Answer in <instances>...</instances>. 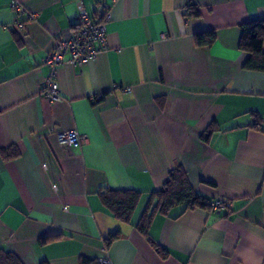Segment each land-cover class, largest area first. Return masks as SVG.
<instances>
[{"label":"crops","instance_id":"0c3cea01","mask_svg":"<svg viewBox=\"0 0 264 264\" xmlns=\"http://www.w3.org/2000/svg\"><path fill=\"white\" fill-rule=\"evenodd\" d=\"M103 1L0 0V150L21 151L0 156V247L25 264H264V73L245 69L239 49L240 25L264 18V0ZM81 4L94 18L109 12L107 43L53 76L44 58L78 25ZM209 29L217 40L198 46ZM50 78L63 101L44 98ZM71 129L87 141L62 143ZM179 165L200 194L229 205L156 212L150 238L169 249L163 258L135 225ZM101 186L142 192L131 223L102 205ZM116 231L125 236L105 252Z\"/></svg>","mask_w":264,"mask_h":264},{"label":"trees","instance_id":"16d2710c","mask_svg":"<svg viewBox=\"0 0 264 264\" xmlns=\"http://www.w3.org/2000/svg\"><path fill=\"white\" fill-rule=\"evenodd\" d=\"M187 15L199 17L201 13L195 5L190 4L188 6ZM240 29L239 49L248 54V58L243 67L250 71L264 73V18L244 22L240 25ZM216 40L217 32L213 29L200 31L195 34V42L198 46H211ZM254 115V126L260 127L263 123L262 117L257 113H254ZM212 132L213 128L211 125L202 133L201 138L208 142ZM20 155V148L16 144L0 150V156L4 160L13 159ZM98 195L102 205L112 213L115 218L125 223H131L133 215L141 200L142 192L136 189H115L110 186H101ZM214 200L216 199H211L200 194L193 187L187 170L181 165L176 166L170 170L163 185L159 189L151 192L149 201L135 225L136 229L143 236L149 238L150 243L161 257L167 258L170 255L169 249L150 238V227L154 214L156 212L169 214L170 211L177 206H183L184 209L202 208L211 210V203ZM222 201L228 202L225 200ZM124 236L125 234L121 231L111 233L104 239L106 250H108L114 241ZM56 238L57 237L53 236L42 237L40 242L44 244ZM0 264L25 263L12 250L0 247ZM41 264H47V262L43 261ZM81 264L101 263L97 260L82 257Z\"/></svg>","mask_w":264,"mask_h":264},{"label":"built area","instance_id":"2783aa9c","mask_svg":"<svg viewBox=\"0 0 264 264\" xmlns=\"http://www.w3.org/2000/svg\"><path fill=\"white\" fill-rule=\"evenodd\" d=\"M101 7L107 8V4L103 0L100 2ZM13 7L17 12H23L25 9L19 3H14ZM79 23L78 26L67 37L57 39L53 49L44 58V63L49 65L53 70V76L57 67L64 63H69L75 67H82L85 62L96 57L98 48L96 42H101L105 47L107 43L106 21L109 18V12L99 13L97 18L92 17L83 4L79 7ZM30 17H35L32 14ZM126 91L131 89L127 87ZM42 94L44 98L50 101H63L58 82L50 78L46 81ZM59 139L62 143L72 145H82L87 141V136L80 133L77 129H71L61 132ZM212 213L220 214L229 202L220 199L214 200L212 203ZM107 252L106 248L103 249ZM101 264H112L111 259L103 256L99 259Z\"/></svg>","mask_w":264,"mask_h":264}]
</instances>
